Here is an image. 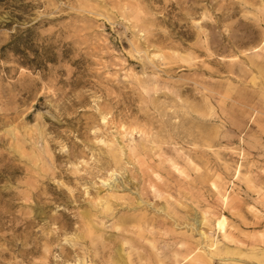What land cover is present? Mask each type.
I'll use <instances>...</instances> for the list:
<instances>
[{
	"label": "rangeland",
	"instance_id": "374dc122",
	"mask_svg": "<svg viewBox=\"0 0 264 264\" xmlns=\"http://www.w3.org/2000/svg\"><path fill=\"white\" fill-rule=\"evenodd\" d=\"M0 264H264V0H0Z\"/></svg>",
	"mask_w": 264,
	"mask_h": 264
},
{
	"label": "bare ground",
	"instance_id": "6f19581e",
	"mask_svg": "<svg viewBox=\"0 0 264 264\" xmlns=\"http://www.w3.org/2000/svg\"><path fill=\"white\" fill-rule=\"evenodd\" d=\"M223 225H224V219H221L217 222V227L218 229H223Z\"/></svg>",
	"mask_w": 264,
	"mask_h": 264
}]
</instances>
